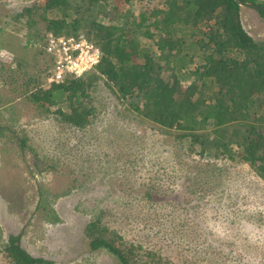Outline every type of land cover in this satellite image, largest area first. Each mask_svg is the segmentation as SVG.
Instances as JSON below:
<instances>
[{
    "label": "trees",
    "instance_id": "trees-1",
    "mask_svg": "<svg viewBox=\"0 0 264 264\" xmlns=\"http://www.w3.org/2000/svg\"><path fill=\"white\" fill-rule=\"evenodd\" d=\"M124 1L142 10L134 8L129 14H117L113 0H47L42 7H23L0 18V54L9 50L25 57V52L33 49L43 60L46 55L41 46L50 33L84 34L101 53L92 71L80 78L66 77L63 83L42 89L49 72L46 57L43 80L38 79L37 92L30 93L27 100L42 115L59 121L65 130L83 131L94 111L90 91L103 82L111 95L123 105L130 103L134 113L155 126L164 139L171 140L173 160L168 159V165L177 162L183 170L200 171L204 160L236 161L248 165L264 180V42L255 43L240 23L242 5L253 9L263 20L264 5L256 0ZM37 11L43 16L42 29L35 26L32 18ZM112 11L115 13L110 16ZM99 17L107 22L99 21ZM59 142L43 170L57 172L63 168L75 184L89 181L101 171L107 173L111 166L115 169L113 174L122 176L112 161L117 159L116 153L100 158L94 153L88 160L90 149L84 148L85 143L89 145L88 140H79V145L71 147L66 144L68 139L62 144L59 137ZM138 142L140 139L135 137L130 146L137 148ZM31 152L37 154L33 147ZM177 156L180 161L174 158ZM106 158L113 163L106 162ZM149 161L157 170L162 168L154 159ZM165 171L166 178H170L172 171ZM69 193L68 190L61 195ZM167 196L153 185L141 197H135L139 204H135L131 194H123L132 210L139 211L144 201L158 204L162 218L166 216L163 205L169 206ZM111 208L101 207L84 229L90 251H103L120 264H148L141 247L116 246V232L101 223L104 217L113 220L122 215L119 206ZM138 211L130 213L137 215ZM48 218L52 223L58 221L52 209ZM155 220L157 228L165 225L160 223L159 214ZM207 245L213 247V242L207 241ZM0 250L4 264H51L26 252L19 236L9 235L6 242H0Z\"/></svg>",
    "mask_w": 264,
    "mask_h": 264
},
{
    "label": "rangeland",
    "instance_id": "rangeland-1",
    "mask_svg": "<svg viewBox=\"0 0 264 264\" xmlns=\"http://www.w3.org/2000/svg\"><path fill=\"white\" fill-rule=\"evenodd\" d=\"M46 1L0 0V18L23 7H42ZM256 2L264 5V0ZM113 3L117 14L142 10L124 0ZM42 17L39 11L32 17L40 29L44 27ZM98 20L107 22L103 17ZM240 23L255 43L264 42V20L257 12L242 5ZM5 34L7 38L9 32ZM8 53L0 54V70L5 69L0 73V242H6L9 235L19 236L26 252L51 264H120L103 251H90L84 235L86 225L101 207L119 206L122 215L113 220L104 217L101 223L116 232V246L141 247L148 264H264V180L248 165L204 160L200 171L183 170L172 161L171 140L134 113L130 103L123 105L111 95L103 82L90 91L94 111L89 126L78 132L65 130L27 100L30 93L37 92L38 79L43 80L46 56L41 60L33 49L26 51L25 57ZM186 83L182 81V85ZM42 89H47L45 82ZM59 137L62 144L68 139L70 147L88 140L92 144L84 145L86 151L90 149L88 160L94 153L99 158L116 153L117 159L112 161L122 176L113 174L111 166L107 173L101 171L93 179L75 184L63 168L57 172L43 170L46 162L50 163L47 157L56 153ZM135 137L140 139L137 148L130 146ZM61 148L69 150L66 145ZM149 158L162 168L152 167ZM174 158L180 161V156ZM168 159L173 163L168 165ZM112 161L106 158V162ZM165 169L172 171L170 178L164 175ZM151 185L168 195L164 218L156 203L144 201L138 211L129 208L123 198V194L141 197ZM68 190L69 194L61 195ZM136 198L135 204H139ZM50 209L58 218L56 223L48 221ZM130 211L139 213L132 215ZM158 214L165 225L157 228ZM151 224L154 226L148 229ZM207 241H212L213 247ZM209 251V255L203 254ZM1 256L0 264H4Z\"/></svg>",
    "mask_w": 264,
    "mask_h": 264
},
{
    "label": "built area",
    "instance_id": "built-area-1",
    "mask_svg": "<svg viewBox=\"0 0 264 264\" xmlns=\"http://www.w3.org/2000/svg\"><path fill=\"white\" fill-rule=\"evenodd\" d=\"M48 59L45 85L61 84L66 77L80 78L99 63L101 53L84 34L76 36L47 34L41 46ZM7 55V52H2Z\"/></svg>",
    "mask_w": 264,
    "mask_h": 264
},
{
    "label": "water",
    "instance_id": "water-1",
    "mask_svg": "<svg viewBox=\"0 0 264 264\" xmlns=\"http://www.w3.org/2000/svg\"><path fill=\"white\" fill-rule=\"evenodd\" d=\"M241 4V3H240Z\"/></svg>",
    "mask_w": 264,
    "mask_h": 264
}]
</instances>
